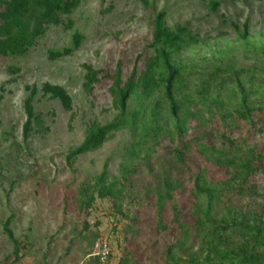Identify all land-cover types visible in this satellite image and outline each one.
I'll use <instances>...</instances> for the list:
<instances>
[{"label":"rangeland","instance_id":"obj_1","mask_svg":"<svg viewBox=\"0 0 264 264\" xmlns=\"http://www.w3.org/2000/svg\"><path fill=\"white\" fill-rule=\"evenodd\" d=\"M79 1L26 54L0 57V264H102L96 254L104 240L113 250L105 264H214L207 260L210 232L194 213L201 202L195 180L203 174L219 183L215 212L220 218L229 220L230 212L237 220L245 215L252 223L259 216L264 223V170L241 182L233 167L217 165L208 149L241 155L245 142L262 154L264 167L263 111H253L251 122L235 123L216 107L194 104L183 134H164L139 155L130 153L136 141L131 127L113 132L95 150L70 155L94 124L108 125L119 115L110 91L112 76L121 63L126 82L138 55L139 70L145 69L155 53L149 45L159 12L171 28L187 26L200 39L175 57L186 70L253 68L257 85L264 77V0H218L215 11L210 0H153L155 8L139 0ZM246 23L248 38L243 40L239 32ZM76 31L83 34L79 48L51 58V50L73 46ZM86 64L102 71L91 91L85 87ZM45 83L63 86L72 109L44 95ZM33 88L32 105L40 120L25 138V100ZM227 99L232 110L238 97L232 93ZM142 106L133 97L129 115ZM104 185L112 187V195H100ZM225 236L229 244L242 238L237 229Z\"/></svg>","mask_w":264,"mask_h":264},{"label":"trees","instance_id":"obj_2","mask_svg":"<svg viewBox=\"0 0 264 264\" xmlns=\"http://www.w3.org/2000/svg\"><path fill=\"white\" fill-rule=\"evenodd\" d=\"M139 1L146 7L155 8L153 0ZM79 4V0H0V57L26 54L37 43L38 38L46 33L49 25L61 24L62 16L71 14ZM209 5L211 10L215 11L219 1L210 0ZM68 24L73 26L71 22ZM153 25V41L149 47L153 48L155 53L148 58L145 69L139 70L141 55H138L126 82L122 79L121 63H118L112 76L113 85L110 91L113 107L119 111V115L108 125L94 124L83 144L70 157L99 148L113 132L128 127L134 130L136 136L130 153L139 155L158 144V137L164 134H183L187 122L195 114L191 110L194 104L200 103L209 110L216 107L224 119L229 117L235 123L251 122L255 110L264 113V77L254 85L252 81L256 69L218 66L208 72L186 70L175 57L185 49L197 45L200 42L199 37L187 26H168L163 11L154 16ZM235 28L238 29V26L235 25ZM239 35L243 40L248 38L247 23ZM73 38L72 47L51 50L50 57L56 59L66 56L79 48L83 34L76 31ZM262 54L264 55V51ZM84 67L87 71L85 87L91 91L99 81L102 71L89 64ZM42 91L44 95L60 100L66 110L72 109V97L63 86L45 83ZM36 92L37 88H33L25 100V138L32 131L34 121L40 120L32 105ZM232 93L237 95L238 101L230 110L226 105L227 97ZM133 97L139 98L143 106L136 108L129 115L128 105ZM240 148L244 151L243 154L236 155L227 148L208 147L209 154L217 165L233 167L234 177L246 182L252 174L264 170L263 156L248 148L245 142L240 144ZM104 180L105 171L99 178L100 183H104ZM218 184L208 180L203 174H198L194 185V192L201 199L194 208L197 222L204 230H209L208 235H211L210 252L214 255L209 253L207 260L214 261V264H264L262 218L254 216L252 223H248L245 215L242 220H237L230 212L229 220L220 218L215 212L216 200L221 195V187ZM99 192L105 197L112 195L113 189L104 185L100 186ZM228 229L241 232L242 238L236 244H229L228 237L225 236ZM6 232L11 240L17 243L13 232L8 228Z\"/></svg>","mask_w":264,"mask_h":264},{"label":"built area","instance_id":"obj_3","mask_svg":"<svg viewBox=\"0 0 264 264\" xmlns=\"http://www.w3.org/2000/svg\"><path fill=\"white\" fill-rule=\"evenodd\" d=\"M112 254V247L106 240L102 241L97 251V257L102 264L107 263L110 260Z\"/></svg>","mask_w":264,"mask_h":264}]
</instances>
